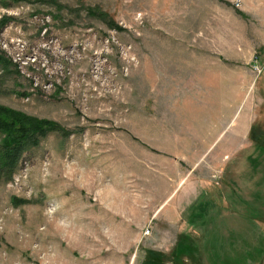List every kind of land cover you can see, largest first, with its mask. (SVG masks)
Returning <instances> with one entry per match:
<instances>
[{"label": "rangeland", "instance_id": "obj_1", "mask_svg": "<svg viewBox=\"0 0 264 264\" xmlns=\"http://www.w3.org/2000/svg\"><path fill=\"white\" fill-rule=\"evenodd\" d=\"M2 16L0 106L70 134L0 182V264H264V0H21Z\"/></svg>", "mask_w": 264, "mask_h": 264}, {"label": "trees", "instance_id": "obj_2", "mask_svg": "<svg viewBox=\"0 0 264 264\" xmlns=\"http://www.w3.org/2000/svg\"><path fill=\"white\" fill-rule=\"evenodd\" d=\"M20 1L21 0H0V5L9 8L12 4L15 5ZM53 2L55 3V0H53ZM223 2L226 5H230L226 1ZM89 11L92 12L91 10ZM236 12L240 16H244L243 13L239 11ZM93 13L98 14L101 19L107 20L106 22L110 28H114L118 31L121 30L117 25H113L106 13L101 11H95ZM13 20L14 18L11 16H2L0 18V32ZM41 30H43V28ZM10 64V61H7L0 55V85L4 83L7 74H10L8 71ZM16 73L18 74V72ZM51 132H59L63 138L68 137L70 134L69 131H65L57 124L38 121L35 118L0 106V182L3 181L7 183L11 181L18 169L23 154L31 147H37L40 140ZM250 136L255 142V145L264 150L263 124L252 126L250 129ZM252 164L257 166L256 163ZM152 258L153 261L145 262V264H162L158 257Z\"/></svg>", "mask_w": 264, "mask_h": 264}]
</instances>
